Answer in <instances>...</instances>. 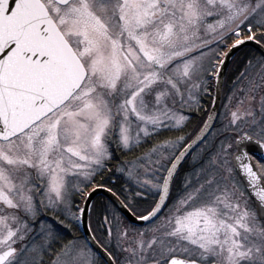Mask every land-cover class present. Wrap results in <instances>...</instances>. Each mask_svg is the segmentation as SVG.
<instances>
[{"label": "snow or ice", "instance_id": "1", "mask_svg": "<svg viewBox=\"0 0 264 264\" xmlns=\"http://www.w3.org/2000/svg\"><path fill=\"white\" fill-rule=\"evenodd\" d=\"M0 264H264V0H0Z\"/></svg>", "mask_w": 264, "mask_h": 264}, {"label": "rangeland", "instance_id": "2", "mask_svg": "<svg viewBox=\"0 0 264 264\" xmlns=\"http://www.w3.org/2000/svg\"><path fill=\"white\" fill-rule=\"evenodd\" d=\"M160 44L167 45V47H165V51H169L170 48H171V45H170L168 42L158 41V46H159Z\"/></svg>", "mask_w": 264, "mask_h": 264}]
</instances>
